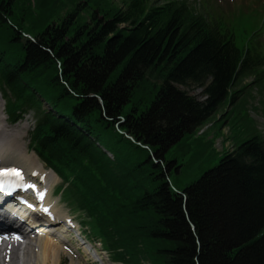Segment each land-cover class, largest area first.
Here are the masks:
<instances>
[{"label":"trees","instance_id":"obj_1","mask_svg":"<svg viewBox=\"0 0 264 264\" xmlns=\"http://www.w3.org/2000/svg\"><path fill=\"white\" fill-rule=\"evenodd\" d=\"M224 14L212 0H0L8 112L34 113L32 146L116 261L264 264V134L249 114L255 93L264 112L263 25L239 41ZM209 124L236 132L232 152L200 134ZM194 163L185 204L167 172Z\"/></svg>","mask_w":264,"mask_h":264},{"label":"rangeland","instance_id":"obj_2","mask_svg":"<svg viewBox=\"0 0 264 264\" xmlns=\"http://www.w3.org/2000/svg\"><path fill=\"white\" fill-rule=\"evenodd\" d=\"M189 1H193V0H189ZM217 1L219 4L224 6L226 9L231 8L230 9L231 11L227 10V12L225 13V14H227V16L231 17L233 14H236V11L234 10L236 5L233 7L232 4H234L235 2H236L235 4H237V3L238 4H244V3H246V1H249V0H217ZM261 2L263 4L264 0H261ZM237 18H238V21H237V28H238L237 35H238V37L240 35L241 30L251 29L254 24H256V26H257L260 24V21H261L260 15L258 14V12L256 10H249V11L245 12L244 7H242V6L238 7V9H237ZM245 35H248V34H245ZM243 37L242 38L239 37L238 40L239 41L242 40ZM189 93L191 95L195 96L199 100L204 99V95L202 93V90H200V89L191 88V89H189ZM255 97H256V100L251 101V102H252V105L259 108V111H255L252 109L250 111V115L255 119L258 129L264 133V113L262 111L263 106L260 103L261 96L255 94ZM34 124H35L34 118L31 115V116H27L25 118V120H22L20 123H18L16 125H10L9 122L7 121L4 100L2 99L1 94H0V126L5 129V131L0 136V137H2V139H0V141L7 140L9 138H10L9 140H11L12 136L9 134L11 132L12 134L17 135V139H18V140L12 139L15 142V146H16L15 150L16 151L20 150L21 152H25V148H26L29 151V148H28L29 133L32 130ZM229 129H230L229 127L228 128L224 127L222 134L220 133L219 134L220 137L215 141V147L219 152H221V156H224L228 151L232 152L235 149L234 144L236 142V140H235L236 132L233 131V133H232L231 131H229L230 135L227 136L226 134H228ZM216 131H217V129H214L211 131L210 138L213 137V133H215ZM4 133H6V134L3 135ZM224 139H228L230 142H227ZM232 143H234V144H232ZM223 150H225V151L222 152ZM6 162L8 164H16L19 166H24L22 164L23 163L22 158L19 157V154L17 152H12V154L9 156V158L7 159ZM197 169H198V164L194 163L193 165L190 166V168L188 170L183 169L182 173L181 172H180V174L176 173V175L172 178L174 185L179 190H183L185 188H188V186L194 180H196L200 175L199 172L201 170L199 172H197ZM54 184H55V187L58 186V188H59V186L61 185V181L57 178L56 181L54 182ZM52 203L54 205L56 204L59 207V210L63 214H66L72 218H75L78 222H80L78 217H77V214L73 213L70 210V208L59 197L57 191H56L54 197L52 198ZM46 240H50V239L47 236L42 237V239H40V241H42L41 244L39 245L38 249H35V253H36V255L38 254V260H39L40 264H43V259H44L43 242H45ZM64 240L71 241L68 244H70L74 248V250L72 252H67L63 248L64 247L63 241L62 242L57 241L56 239L51 240L53 242L55 241L57 246L61 249L59 258H56V262H55L56 264H100V263H96V260H97L96 251L99 252L100 251L99 249H97L95 247L96 251L94 249L90 250L84 244V242H81L77 238L72 241V239L70 237H67ZM42 247H43V249H42ZM32 252H33V249H32ZM0 262H1V264H4V260L1 258V255H0ZM14 263H15V261H14ZM15 264H26V260H22L19 262V258H18L16 260Z\"/></svg>","mask_w":264,"mask_h":264},{"label":"bare ground","instance_id":"obj_3","mask_svg":"<svg viewBox=\"0 0 264 264\" xmlns=\"http://www.w3.org/2000/svg\"><path fill=\"white\" fill-rule=\"evenodd\" d=\"M4 132V129H2L0 127V136L2 135V133ZM6 133H4L3 135H5ZM10 135L12 136V133L10 132ZM14 139L18 140L16 138V136H12ZM11 137V141L9 139L4 140V141H0V160L4 159L3 163H5V161H7V159L9 158V156L12 154V151H15L19 154V157L22 158V162L25 165V167H27V169L30 170V172H39V175L44 178L45 180H49L50 184H54V174H51L49 172H47L46 170H44L43 165L40 163V161L38 160V158L34 155H27L28 153L24 152L22 153L20 150L16 151L15 149V142L14 140H12L13 138ZM0 139H2V137H0ZM4 165V164H3ZM2 165V167H3ZM16 164H11L10 166H15ZM56 180V179H55ZM18 208V205L15 203L14 208L12 209L13 211H15ZM22 210V209H21ZM52 212H55L58 214V216L63 219V218H68L69 216H66V214H62L60 212L59 209L53 208ZM28 211H24L22 212L23 214L26 213ZM37 213H33V217L36 215ZM6 218L5 224H10V226L19 231L20 233L23 232V228H27L28 226H30L28 224V220L26 218V215L21 216L22 220L19 221L17 219V223L14 221V218H12L11 216H9V219L6 216H3L0 214V223L3 220V218ZM27 220V222L25 221ZM36 221V220H35ZM46 224L47 226L50 225V219H46ZM35 226H38V222L36 221ZM67 226H63L60 228V226H57V231H62L66 228ZM0 228H2V225L0 224ZM47 229V228H45ZM26 232H23L22 234H25ZM35 233V232H34ZM33 233V234H34ZM31 235V234H29ZM27 238V237H26ZM32 241L28 244V246L25 248V250L23 251V253H21V256L19 257V262L22 260H26V264H40L39 260H38V254L36 255L35 253V249H38L39 245L41 244L42 241L39 240V238L36 240L31 239ZM44 245V259H43V264H56V258H59L60 256V248L57 246L56 243H54L51 240H46L45 242H43ZM9 249H11L10 247L7 248L5 251H8ZM33 249V252H32ZM43 249V247H42ZM4 251H2L0 249V254H3ZM18 257V256H17ZM1 264V262H0ZM15 264V263H14Z\"/></svg>","mask_w":264,"mask_h":264},{"label":"snow or ice","instance_id":"obj_4","mask_svg":"<svg viewBox=\"0 0 264 264\" xmlns=\"http://www.w3.org/2000/svg\"><path fill=\"white\" fill-rule=\"evenodd\" d=\"M10 175H16L19 176L20 172L16 169H3L0 170V177H6V176H10ZM0 187H3L2 184H0Z\"/></svg>","mask_w":264,"mask_h":264}]
</instances>
